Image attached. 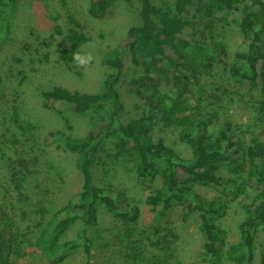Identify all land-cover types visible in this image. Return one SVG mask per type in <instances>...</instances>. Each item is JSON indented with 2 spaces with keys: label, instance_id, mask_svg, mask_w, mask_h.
Listing matches in <instances>:
<instances>
[{
  "label": "trees",
  "instance_id": "16d2710c",
  "mask_svg": "<svg viewBox=\"0 0 264 264\" xmlns=\"http://www.w3.org/2000/svg\"><path fill=\"white\" fill-rule=\"evenodd\" d=\"M117 3L135 7L138 23L130 26L125 38L104 55L103 90L83 92L54 86L42 93L49 108L58 102L66 103L77 114L94 107L110 108L103 119L105 123L96 132L82 138L65 136L64 148L76 156L82 188L53 214L40 231L34 249L57 261L82 249L86 264H92L89 229L99 225L102 209L127 226L139 221L140 208L126 194L95 182L93 166L100 157L102 137L109 133L114 136L115 156L134 170L137 182L154 186L145 203L161 215L180 210L184 219L198 222L204 254L213 264H254L257 250L260 264H264V103L259 117L263 125L247 143L213 105L204 104L205 90L199 88L196 97L193 92L194 87H202L205 78L214 76L217 66H228L226 47L220 43L212 47L206 38L199 37L200 23L223 20L228 13L234 16L233 22L247 43V49L237 53L236 61L229 64L230 76L239 86L264 94V0H87V13L102 20ZM19 4L20 0H0V47L11 32ZM67 21L65 30L56 25L39 44L45 49V57L51 56L55 46L57 63L75 70L80 66L72 55L76 51L83 54L90 39L85 24L76 16L67 13ZM126 56L152 82L166 74L174 79L170 81L172 85L167 84L175 93L162 97V102L150 105L136 118L128 112L119 91ZM1 84L0 72V89ZM158 124L177 132L179 140L189 146L190 158L180 156L167 145L164 137L155 132ZM224 170L233 176H224ZM199 187L217 192L218 196L203 195ZM242 195L251 199L244 206L239 238L230 242L220 222L230 202ZM77 223L81 224L77 237L62 241ZM130 233L127 229V239L132 237ZM12 238L0 231V264H14L10 259L12 251L16 258L22 255L12 247L16 242ZM139 253L137 248L132 249L134 259Z\"/></svg>",
  "mask_w": 264,
  "mask_h": 264
},
{
  "label": "rangeland",
  "instance_id": "374dc122",
  "mask_svg": "<svg viewBox=\"0 0 264 264\" xmlns=\"http://www.w3.org/2000/svg\"><path fill=\"white\" fill-rule=\"evenodd\" d=\"M87 6V0H20L11 32L0 47V231L13 237L16 242L12 247H17L22 254L16 258L11 252L14 264H86L87 261L82 249L57 261L33 246L53 214L82 188L83 177L76 168V156L64 148L65 136L82 138L96 132L105 123L103 119L110 108L94 107L83 114L74 113L63 102L49 108L42 93L54 86L101 92L106 75L104 55L125 38L130 26L138 23L136 8L129 4H115L102 20L91 18ZM67 13L86 26L90 40L84 45L83 54L91 53L94 57L86 68L70 70L59 65L54 53L56 47L50 50L51 56L45 57V49L39 44L56 25L64 30L68 27ZM223 18L211 22L202 20L199 37L206 38L212 47L215 43L223 44L228 66H217L214 76L205 78L202 87H194L193 92L196 97L199 88L205 90L204 104L213 105L248 143L263 125L259 117L264 94L241 87L231 78L229 64L236 61L237 53L247 49V43L233 22L234 16L226 13ZM126 62L119 91L132 117H139L150 105L175 93L169 88L174 82L170 74L156 77L157 84L134 67L129 56ZM155 132L180 156L191 157L189 146L179 140L174 129L158 124ZM102 138L100 157L93 166L95 182L126 194L140 208V218L127 226L102 209L99 225L89 229L93 242L92 264H213L204 254L198 222L184 219L180 210L164 215L153 211L145 199L154 186L140 185L134 170L115 156L114 136L105 133ZM223 175L233 176L228 170ZM199 190L209 197L218 196L205 187ZM250 199L242 195L232 200L220 222L228 231L230 242L239 238L238 227L245 218L244 206ZM80 229L81 224L77 223L62 241L75 239ZM127 229L131 230L130 239L126 238ZM134 248L140 252L135 259ZM254 264H260L259 250Z\"/></svg>",
  "mask_w": 264,
  "mask_h": 264
},
{
  "label": "clouds",
  "instance_id": "9594fccd",
  "mask_svg": "<svg viewBox=\"0 0 264 264\" xmlns=\"http://www.w3.org/2000/svg\"><path fill=\"white\" fill-rule=\"evenodd\" d=\"M73 61L78 64L81 68H86L90 65L94 59L91 53L81 54L79 51H76L72 55Z\"/></svg>",
  "mask_w": 264,
  "mask_h": 264
}]
</instances>
